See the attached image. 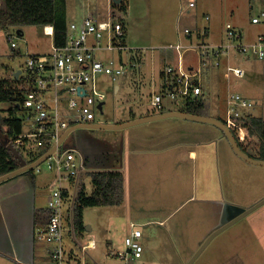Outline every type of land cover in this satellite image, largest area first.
I'll use <instances>...</instances> for the list:
<instances>
[{
    "label": "rangeland",
    "instance_id": "374dc122",
    "mask_svg": "<svg viewBox=\"0 0 264 264\" xmlns=\"http://www.w3.org/2000/svg\"><path fill=\"white\" fill-rule=\"evenodd\" d=\"M128 1V11L123 12L119 6H113V0H67L68 23L80 22L87 16L107 18L112 13L127 24L128 32L125 40L128 45L143 49L146 55L142 67L137 69L138 72L141 70L145 72L144 81H141L133 72H129L118 81L112 80L107 75H98L97 89L105 92L106 97L103 112L97 111L96 113L95 121L97 122L111 123L127 120L132 113L139 114L148 111L151 107V94L162 91L161 84L164 78L161 72L167 64L176 65L178 63L177 52L169 45L189 42L185 33L186 28L192 29L195 42H197L199 39L196 33L199 27L208 26L209 35L202 37L200 41L210 43L226 40V24L228 22L240 27L243 34L252 41L260 32L264 31V25L253 24L251 21L252 16L259 14L264 7V0H194L195 5L192 7L189 5L191 0ZM207 15L209 20L206 18ZM13 41L17 43L15 48L11 45ZM52 44L53 35L45 33L44 28L38 25L24 26L23 34L18 32L17 27L0 30V78L13 75L12 69L15 71L21 69L22 74H25L24 68L28 56L33 53L49 52ZM14 49L19 53H15ZM99 54L107 58L117 56V53L109 50L100 51ZM186 55L190 61L192 60L191 62L196 63V54L193 51H189ZM229 60L230 64L245 68L244 77L232 76L229 79L224 75ZM222 68H224L222 73L216 66L210 67L209 70L204 68L205 70L201 74L209 116L221 118L227 122L225 98L230 90L242 92L254 99L257 103L251 112L255 116H264V60L257 58L252 52L239 53L234 50L231 56L221 59ZM117 84L120 85L118 92L115 91ZM48 94L52 96L51 88L48 89ZM1 105L9 107L10 102H3ZM166 108L180 109L182 107L180 103H174L167 97ZM234 133L237 135L236 132ZM132 135L140 138L137 141L141 145H153L151 151L147 149L152 154L146 156V165L150 170L161 173L179 172L183 175V183H190L196 161L188 158L189 150L198 148L199 165L202 159L201 153L207 150L209 161L212 162L215 173L219 175V183L216 180L215 185L217 192L222 189L228 197H225L226 200L236 202L239 207L248 199H253L251 201L253 203H250L251 206L261 200L254 201L253 195L264 188V164L257 165V169L255 167L249 169L244 165L245 160L231 148V143L229 144V139L221 128L209 122L178 116L142 122L121 129L82 127L71 131L62 144V148H78L84 154L94 158L95 161L88 165L83 176L88 192L94 188L88 174L89 171L115 169L122 170L125 175L127 174V144ZM143 136L144 139L141 138ZM204 136H213L212 144L207 146L202 143L197 144L198 141L204 139ZM238 140L242 141L240 138ZM246 141L252 148H259L250 131ZM155 147L160 148L159 157L154 156ZM225 148L232 157L237 159L238 163L232 161L228 156L226 157ZM230 165L234 166L235 171L232 173L229 169ZM36 175L38 176L39 192L37 203L39 206H44L57 186V173L48 167L47 161H43L37 166ZM63 184L67 186L68 182L65 181ZM163 196L165 197L161 199L167 200L165 206L167 208L172 206V203L176 205L179 200L173 199L169 195ZM154 200L155 198H152V201ZM70 205L71 202L66 201V213ZM191 206V203L183 204L169 222L171 224L175 221L178 224V219L182 215L184 228L177 229V225L173 231L170 229L168 232L165 227L158 224L146 227L139 221H134L131 214L128 213L125 203L88 206L84 210V221L86 227L90 226L92 229L85 235L95 236L96 246L84 252L82 244L86 237H80L72 232L67 221L64 232L65 248L67 251H73L79 257L85 258L89 264H123L119 258L112 257L109 251L125 248V238L133 230L132 223L137 222L136 228L142 229L145 233L142 237L145 251L142 257L130 260L129 264H185L189 260L187 258L190 247H195L197 234L201 231L200 221L196 224L195 220H191V222L188 220L186 213ZM240 211L239 209L237 213L242 212ZM245 219L217 234L195 264H253L255 260H252L249 253L246 255L237 253V249H241L246 244V240L248 243L252 241V236L247 233L249 227L244 226V221H247L248 218ZM251 219L257 221L255 217ZM165 226L167 227V225ZM185 230L188 231V235H185ZM148 232L151 234L149 240L146 238ZM260 253L257 252L256 257ZM243 257L245 258L242 261ZM40 262L45 264L50 262V259L43 257ZM6 263L14 264L11 260H7ZM6 263L4 257L0 255V264ZM38 263L39 261L36 264Z\"/></svg>",
    "mask_w": 264,
    "mask_h": 264
},
{
    "label": "built area",
    "instance_id": "2783aa9c",
    "mask_svg": "<svg viewBox=\"0 0 264 264\" xmlns=\"http://www.w3.org/2000/svg\"><path fill=\"white\" fill-rule=\"evenodd\" d=\"M189 3L191 7L195 5L194 0ZM206 18L210 19L208 15ZM251 21L253 24L264 25V7L259 14L252 16ZM49 26L51 30H48ZM44 30L49 35L54 34L51 25L45 26ZM208 31V26L198 29L197 42L189 41L187 44L178 42L169 45L176 50L178 63L166 65L162 71L164 78L162 91L151 94V105L158 112L166 109L167 97L174 103H180L181 107L189 104L198 105L206 98L201 82L202 72L210 66H221V59L231 56L234 50L239 53L252 52L257 58L264 60V32L259 33L253 41H247L243 31L228 22L226 40L219 43L200 41L202 37H206ZM126 33L124 21L112 13L101 19L87 16L80 22L68 23L64 45L59 46L53 41L49 52L30 54L23 74L29 89L21 105L27 130L16 138V143L23 145L28 142L33 146H41L45 138L53 146L71 125L95 122L97 111L103 112L106 97L105 92L97 89L98 75H107L118 81L143 65L144 50L129 46L125 40ZM185 33L192 36L194 32L186 28ZM11 45L17 47L14 41ZM106 50L117 53V56L107 58L99 54L100 51ZM189 51L196 54V63L193 65L186 61V54ZM245 74L244 68L230 62L224 73L229 79L232 76L242 78ZM50 88L52 96L48 94ZM225 103L227 109L225 123L233 128L240 139H246L250 131L248 123L250 116H255L251 109L257 102L242 92L230 90ZM45 161L48 167L57 173V186L51 193L48 203V221L36 232L37 239L47 244V256L50 259L47 264H89L85 258L79 257L73 251H67L64 244L67 221L73 230L69 219L73 201L87 171L86 155L78 148H62L60 145ZM65 181L68 182L67 186L63 184ZM66 189L70 190L69 196L65 194ZM66 201L71 202L67 213ZM136 226L137 223H132L133 230L125 238V248L109 251L112 257L119 258L123 264H129L130 260H137L143 255V234ZM89 236L88 234L84 236L86 237L82 244L84 252L96 246Z\"/></svg>",
    "mask_w": 264,
    "mask_h": 264
},
{
    "label": "crops",
    "instance_id": "0c3cea01",
    "mask_svg": "<svg viewBox=\"0 0 264 264\" xmlns=\"http://www.w3.org/2000/svg\"><path fill=\"white\" fill-rule=\"evenodd\" d=\"M201 28L203 27H199V29ZM209 33L210 31H208V34L206 36H208ZM196 35L198 36V33H196ZM244 37L245 40L252 41V39L247 37L245 34ZM187 41H195L194 33L192 34V36L187 35ZM189 59L190 58L188 57V55H186V61L193 65V63L195 62H191L192 60L190 61ZM229 62L230 60L228 61V63ZM210 67H208L207 69L209 70ZM219 68L222 73L224 68L221 69V66H219ZM133 73L137 74L141 81H144L146 78L145 72H143L142 70L140 72H138V70H135L133 71ZM119 90L120 85L117 84L115 86V91L118 92ZM150 106L151 107L146 113H132L131 117L127 120L159 113L151 105V102ZM167 110L182 109L166 108L164 111ZM127 120H120L111 123H120ZM141 138L144 139V136ZM139 139L140 138H136L134 137V135H132L127 144V174H124L125 199L123 203H125L127 211L131 214L134 221H139L146 227L158 224L162 227H165L167 232L170 229H172L173 231V229L177 225V229L180 227L184 228L182 215L181 218L178 219V224H176L175 221L171 224L169 222L174 218V216L177 214L176 211L179 210L181 206H183V204L191 203L192 206L186 213V215L190 222L191 220H195L196 224L199 221L201 222V231L197 234L198 238L195 242V247H190V250L188 252L189 256L187 259H190L193 253L200 247L204 240L215 229L238 215L237 211L239 209L243 211L244 209L251 207L252 204L250 203H253L251 202L253 201V199H248L246 203L242 204V206L239 207V204H237L236 202H232V200L228 202L226 200L225 197L227 196L224 194L222 189L220 190L221 192L216 191L215 185L216 180L219 183V175L218 173H215L212 162L209 161V152H207V150H204V152L201 153L202 159L200 165V153L198 151V148H192L189 150L188 158L196 161V167L195 171L192 172L191 182L184 184L182 177L183 175L179 172L161 173L159 171L150 170V168H148L146 165V156L147 154H152L150 151L152 150L153 145H141L137 141ZM246 139H241V143L246 150L245 152H247L254 158L264 159V157L261 156L259 148L254 149L249 146V143L246 141ZM213 141V136H204V139L198 141L197 144L202 143L203 145L207 146L212 144ZM230 146L234 150L233 146ZM107 149L109 150V148ZM147 149H150V151H148ZM155 149L156 150L154 152V156L159 157L160 148L155 147ZM225 151L226 157L228 156L232 161H237V159L229 154L226 148ZM236 154L240 158L245 160L244 165L249 169H252L254 167L256 168V166L259 165L248 161L238 153ZM86 159L87 165L95 162L94 158H91L90 155H86ZM229 169L231 173L235 171L234 166L230 165ZM163 195H169L173 199L176 198L179 200L177 201L176 205L172 203V206L170 205L167 208L165 207L167 204V200L161 199L165 197ZM253 196L255 197L254 201L263 199L264 188ZM38 197L39 192L37 175L34 181L27 174H19L10 179L0 182V255L4 257L5 263L7 262V260H11L14 264H36L38 261V264H43L40 262L41 259L43 257H48L47 244H44V242H41L37 239L36 232L39 227L44 226L48 221V203L50 201L51 195L47 200L48 202L44 206H39V204L37 203ZM152 198H155V200L152 201ZM252 212L246 215L247 217L245 216L237 221L241 222L242 220H246L245 218H248L247 221H244V226L249 227L247 233L252 236V241L248 243V241L246 240V244H244L241 249H237V253H242L244 255H246V253H249L252 260H255L253 264H264V204L259 206ZM254 217L257 219V221H253V219H251ZM165 225H167V227ZM151 232L154 233L153 230H151ZM187 233L188 231L185 230V235H188ZM142 234L144 236V231H142ZM88 235H90L89 237L92 238V241L95 242V236H93L92 234ZM146 238L147 240L151 239V234L149 232L147 233ZM257 252L261 253L256 257ZM245 257H243L241 260L243 261ZM47 263L48 262H46L45 264Z\"/></svg>",
    "mask_w": 264,
    "mask_h": 264
},
{
    "label": "trees",
    "instance_id": "16d2710c",
    "mask_svg": "<svg viewBox=\"0 0 264 264\" xmlns=\"http://www.w3.org/2000/svg\"><path fill=\"white\" fill-rule=\"evenodd\" d=\"M113 6H119L123 12H127L129 1L113 2ZM124 24L127 28V24L125 22ZM27 25H38L42 28L47 25L53 26L54 43L59 46L64 45L68 31L67 0H0V30L17 27L23 34V27ZM14 51L19 53L15 49ZM12 72L15 70L12 69ZM28 89L29 85L23 74H20L19 78H16L14 73L10 77L0 78V112L2 113L0 119V175L20 167L19 160L7 147L9 142L14 143L28 162L36 160L52 146L45 138L41 146H33L28 142L23 145L16 143V138L25 129L21 105ZM3 102H10V106L3 107L1 105ZM181 109L194 114L209 115L206 99H203L198 105L189 104ZM248 123L253 139L258 143L261 156L264 157V116H250ZM236 137L238 140L239 136L236 135ZM238 142L241 148L246 151L242 143L239 140ZM36 169L37 167L21 174L29 175L34 181ZM88 174L94 188L88 192L84 182L80 185L78 194L73 201L71 219H69L72 231L80 237H84L87 232L84 221L86 207L118 205L122 204L125 199V175L123 171L115 169L92 170ZM69 192L70 190L66 189V196L70 195Z\"/></svg>",
    "mask_w": 264,
    "mask_h": 264
},
{
    "label": "water",
    "instance_id": "95a60500",
    "mask_svg": "<svg viewBox=\"0 0 264 264\" xmlns=\"http://www.w3.org/2000/svg\"><path fill=\"white\" fill-rule=\"evenodd\" d=\"M113 1L115 3H120L122 0H113ZM18 32H20V29H18ZM21 72H22V70L18 69L17 71L14 72V76L16 78H19ZM99 107L100 108L102 107V103L99 104ZM172 116H178V117H183V118L192 119V120H199V121L209 122V123H212V124L218 126L219 128H221L225 132V134H226L227 138L229 139L231 145L233 146L234 150L239 155H241L242 157H244L245 159H247L248 161H251L253 163L264 164V159L254 158V157L249 155L247 152H245L241 148V146H240V144H239V142L237 140V137L234 134L233 130L223 120H221V119H219L217 117H213V116H209V115L194 114V113L186 112V111H183V110H167V111L154 113V114H151V115H148V116H144V117L133 118L131 120L120 122V123L86 122V123H77V124L71 125L70 127H68L62 133V135L60 136L59 140L50 149H48L40 157H38L36 160H34L32 162H28L27 159L22 155L20 150L14 145V143L13 142H9L7 144V147L14 153L16 158L19 160L20 167L0 175V182L5 181L7 179H10V178H12V177H14L16 175H19L22 172H25V171H27L29 169L37 167L40 163H42L49 156H51L53 154V152L60 145L63 144V142L68 137V135L71 133V131H73V130H75L77 128L85 127V128H102V129H121V128H125V127H128V126L134 125V124L147 122V121H153V120L166 118V117H172ZM1 118H2V113L0 112V119ZM263 204H264V198L261 199L255 205H253V206H251V207H249L247 209H244L241 213H239L238 215H236L235 217H233L232 219L228 220L223 225H221L220 227L215 229L204 240V242L193 253V255L190 257V259L185 264H195V262L198 259V257L201 255V253L204 251V249L207 247V245L210 243V241L217 234H219L220 232H222L226 228L230 227L231 225H233L234 223H236L237 221H239L240 219H242L243 217H245L246 215H248L249 213H251L256 208H258L259 206H261ZM86 229H87V231H89L92 228L90 226H87Z\"/></svg>",
    "mask_w": 264,
    "mask_h": 264
},
{
    "label": "bare ground",
    "instance_id": "6f19581e",
    "mask_svg": "<svg viewBox=\"0 0 264 264\" xmlns=\"http://www.w3.org/2000/svg\"><path fill=\"white\" fill-rule=\"evenodd\" d=\"M48 30H51V27L50 26L48 27Z\"/></svg>",
    "mask_w": 264,
    "mask_h": 264
}]
</instances>
